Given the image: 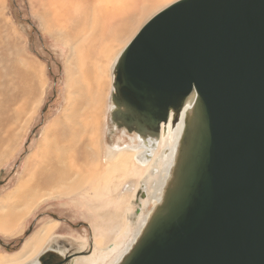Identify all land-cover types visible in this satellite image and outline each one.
Masks as SVG:
<instances>
[{
    "label": "water",
    "instance_id": "water-1",
    "mask_svg": "<svg viewBox=\"0 0 264 264\" xmlns=\"http://www.w3.org/2000/svg\"><path fill=\"white\" fill-rule=\"evenodd\" d=\"M112 87V121L145 139L191 105L161 200L118 264H264V0L165 7L120 53Z\"/></svg>",
    "mask_w": 264,
    "mask_h": 264
},
{
    "label": "bare ground",
    "instance_id": "bare-ground-1",
    "mask_svg": "<svg viewBox=\"0 0 264 264\" xmlns=\"http://www.w3.org/2000/svg\"><path fill=\"white\" fill-rule=\"evenodd\" d=\"M176 1L178 0L74 2L71 8L75 11V24L69 15L68 22L71 23L69 25L68 22L64 23L67 26L64 25L62 28L56 27L58 24L55 26L54 23L61 21L64 8L67 7L69 10V6L62 8L60 1L56 2V9L51 10L52 13L47 16L51 18L48 29L51 32L53 29L56 41L68 49L64 75L69 91V107L66 106L63 117L56 121V125H51L45 130L36 156L25 162L26 170L21 175V181L16 185V190L6 198L18 199L22 203L14 208L10 207L11 209H7L8 206L1 208L0 224L12 223L13 226L9 227L13 230L21 222L24 223L27 215L44 201H64L83 193L78 201L73 199L72 203L79 207L81 215L83 213L91 218L88 221L95 245L89 244L86 249L79 251L81 255L71 257L73 261L75 260L74 264H118L129 251L153 208L161 200L177 156L191 105L186 104L180 120L175 125L172 124L171 118L167 124L161 125L158 139H145L136 133L130 134L124 126H118L117 123L110 121L112 131L117 128L121 131L122 137H118V143H114L116 144L114 146L108 142L106 143L110 145L103 146L95 128L97 126L100 128L103 121L106 99L111 101L110 112L115 108L111 100L113 68L120 53L139 31L138 29L135 35L131 33L133 21H144L149 15L153 17ZM83 22L86 23L82 25L78 35L76 27ZM58 29H61L62 33H59ZM98 41L99 48H95ZM112 43L118 45L113 46ZM29 67L31 71L21 68L26 77L22 76L21 71L17 75L28 88L30 80L36 81L37 95L38 91H44V84L40 82L42 76H39L38 81L35 77L36 69L31 65ZM109 79L111 84L108 96ZM81 91L88 96L85 98ZM72 92L79 98L80 103L72 102ZM86 108L91 112H86ZM82 110L84 111L81 113ZM126 138L128 143L125 142ZM101 148L104 153L103 164L100 161ZM120 186L123 189L127 188L119 192ZM87 187H90V191L85 190ZM8 210H15V213L11 214ZM54 223L39 227L17 256L9 260L0 256V264H32L45 251H53L61 257H70L72 255L70 251L79 250L73 247L68 251L62 242L51 244L47 250H42L60 227ZM85 250L88 251L84 253ZM90 253L89 257L82 256Z\"/></svg>",
    "mask_w": 264,
    "mask_h": 264
},
{
    "label": "rangeland",
    "instance_id": "rangeland-1",
    "mask_svg": "<svg viewBox=\"0 0 264 264\" xmlns=\"http://www.w3.org/2000/svg\"><path fill=\"white\" fill-rule=\"evenodd\" d=\"M59 1L61 7L69 6V10L67 7L66 9L64 8L65 12L61 17V21L54 23L55 26L58 24L56 27L62 28V26L66 25L64 23L68 22L69 15L75 24V11L72 10L71 5L74 2L88 0H0V210L7 206V209H11L10 207L14 208L22 203L18 199H15L17 200L15 201L6 198L16 190V185L21 181V175L26 170L25 162L33 159L39 151L45 130L49 129L51 125H56V121L63 117V113L67 109L66 106L69 107V91L64 75L68 49L64 48L61 42L56 41V36L52 33L54 32L53 29L52 32L48 29L49 25H51V18L47 16L52 13L51 10L56 9V2ZM71 1L72 4H70ZM51 5L53 8H51ZM67 10L68 13H66ZM149 17L151 18L152 15H149L144 20L145 22L143 20H134V26L131 25L133 27L131 33L135 35L140 29L139 27L150 19ZM70 23L71 21L67 25ZM84 23L86 22L76 27L78 35ZM69 29L70 27H68V31ZM58 30L59 33H62L61 29ZM75 31L76 29L74 33ZM98 39L100 38L98 37ZM61 40L63 41V36H61ZM99 42L97 46L95 45V48H99ZM112 45L117 46L118 44L112 43ZM30 65L36 69L37 75L35 77L37 80L39 81L42 76L40 82L44 84V91H38L37 95L35 92L36 81L30 80V88H28L25 83L23 84L22 80H19L20 77L17 75L18 72H22L21 68L31 71ZM22 76L26 77L23 72ZM23 80L25 81V79ZM110 84L111 80L109 79L108 88ZM23 88L26 89L23 90ZM109 91L110 88L108 89V96ZM81 93L85 98L88 96L85 92L81 91ZM73 96L75 95L72 92V102L74 104L80 103L79 98ZM110 105V99H106L103 121L101 120L102 127L100 126L101 129L98 126L95 128L99 141L102 140L100 144L102 143L103 146H107L105 144L108 143L114 146L116 145L114 143H118V137H122L121 131L117 128L112 131ZM32 108L34 111H31ZM89 110V108H86L85 111L91 112ZM133 133L135 132L130 134ZM125 142L128 143L127 138ZM102 149L100 161L103 164L102 157L104 153ZM134 163L137 164L135 161ZM122 186H120L119 192L122 191ZM85 190L90 191V187ZM82 194L64 201H44L38 208L33 209L27 215L25 218L27 220H24V223L21 222L13 230L9 227V225L13 226L12 223L1 222L3 226L0 224V256L8 260L17 256L23 251L25 243L32 238L39 227L43 224L54 222L60 227L42 250H47L51 244L62 242L63 244L65 243L68 251L73 247H75L74 249H79L69 252L72 254L70 257L73 258L81 255L79 251L86 249L89 244L95 245L88 221L91 218L83 215V213L81 215L79 207L72 203L73 199L78 201L77 199ZM67 205L69 207L72 206V209ZM8 211L11 214L15 213V210ZM88 250H85L84 253ZM91 253L82 256L89 257ZM74 261L72 260L71 264H74Z\"/></svg>",
    "mask_w": 264,
    "mask_h": 264
}]
</instances>
